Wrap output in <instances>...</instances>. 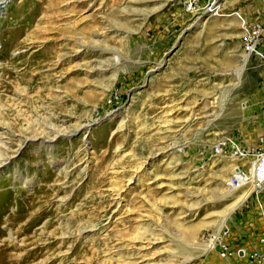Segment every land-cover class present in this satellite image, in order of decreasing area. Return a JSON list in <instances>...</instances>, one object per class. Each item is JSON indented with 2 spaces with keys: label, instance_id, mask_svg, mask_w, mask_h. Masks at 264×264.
<instances>
[{
  "label": "rangeland",
  "instance_id": "obj_1",
  "mask_svg": "<svg viewBox=\"0 0 264 264\" xmlns=\"http://www.w3.org/2000/svg\"><path fill=\"white\" fill-rule=\"evenodd\" d=\"M263 154L264 0L0 6V264H254Z\"/></svg>",
  "mask_w": 264,
  "mask_h": 264
},
{
  "label": "built area",
  "instance_id": "obj_2",
  "mask_svg": "<svg viewBox=\"0 0 264 264\" xmlns=\"http://www.w3.org/2000/svg\"><path fill=\"white\" fill-rule=\"evenodd\" d=\"M249 48L248 50H250ZM229 148L234 149V154L238 156H251L255 157V155H251L243 150H241L239 147H237L235 140L229 137H224L219 141L215 146V151L217 153L223 152L225 150H228ZM264 155V154H263ZM262 156V155H260ZM251 178L246 169L237 168L233 175L230 177L228 183H227V189L230 191H239L244 187L251 185ZM221 239V238H220ZM219 237H214L212 239L213 243H218L220 247V251L223 257H227L231 254L229 252L228 244L221 241ZM220 240V241H219ZM219 241V242H216ZM259 245L264 248V232L259 238ZM244 256V253H243ZM250 260L254 264H264V250H256L250 254Z\"/></svg>",
  "mask_w": 264,
  "mask_h": 264
},
{
  "label": "bare ground",
  "instance_id": "obj_3",
  "mask_svg": "<svg viewBox=\"0 0 264 264\" xmlns=\"http://www.w3.org/2000/svg\"><path fill=\"white\" fill-rule=\"evenodd\" d=\"M10 2V0H0V6L1 5H7L8 3ZM251 50H254V49H251ZM262 57H263V54H260ZM59 137V136H58ZM240 157H243V158H245L244 156H240ZM247 157H251V156H247ZM256 161H260V162H262V161H264V155H262V156H259V157H257L256 158ZM263 171H264V167H263ZM261 176H263L264 177V172L261 174ZM209 244V246L207 247V248H209V249H211V247L213 248V246H215V243H213V242H210V243H208ZM206 246V245H205ZM19 256V255H18Z\"/></svg>",
  "mask_w": 264,
  "mask_h": 264
},
{
  "label": "water",
  "instance_id": "obj_4",
  "mask_svg": "<svg viewBox=\"0 0 264 264\" xmlns=\"http://www.w3.org/2000/svg\"><path fill=\"white\" fill-rule=\"evenodd\" d=\"M240 255H241V256L243 255V252H242V251L240 252Z\"/></svg>",
  "mask_w": 264,
  "mask_h": 264
},
{
  "label": "crops",
  "instance_id": "obj_5",
  "mask_svg": "<svg viewBox=\"0 0 264 264\" xmlns=\"http://www.w3.org/2000/svg\"><path fill=\"white\" fill-rule=\"evenodd\" d=\"M219 235V233H217ZM219 237L221 238V234L219 235Z\"/></svg>",
  "mask_w": 264,
  "mask_h": 264
}]
</instances>
